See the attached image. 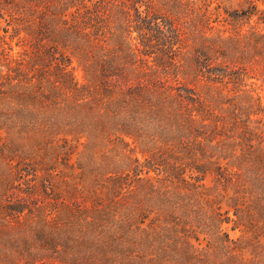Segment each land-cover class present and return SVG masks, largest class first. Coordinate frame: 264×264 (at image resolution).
<instances>
[{
  "label": "trees",
  "instance_id": "1",
  "mask_svg": "<svg viewBox=\"0 0 264 264\" xmlns=\"http://www.w3.org/2000/svg\"><path fill=\"white\" fill-rule=\"evenodd\" d=\"M229 1L0 0V264H264V0Z\"/></svg>",
  "mask_w": 264,
  "mask_h": 264
},
{
  "label": "rangeland",
  "instance_id": "2",
  "mask_svg": "<svg viewBox=\"0 0 264 264\" xmlns=\"http://www.w3.org/2000/svg\"><path fill=\"white\" fill-rule=\"evenodd\" d=\"M223 4H224V6L225 7H235L236 5H235V3L234 2H231V1H229V0H223ZM17 50V49H16ZM78 76H79V74H78ZM263 94H264V92H263Z\"/></svg>",
  "mask_w": 264,
  "mask_h": 264
}]
</instances>
